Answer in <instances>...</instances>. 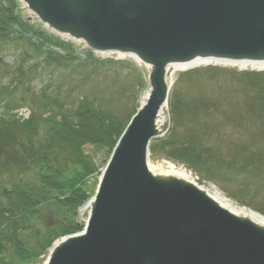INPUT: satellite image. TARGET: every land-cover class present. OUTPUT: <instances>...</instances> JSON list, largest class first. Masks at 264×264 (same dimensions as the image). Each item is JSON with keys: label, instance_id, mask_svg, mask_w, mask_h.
<instances>
[{"label": "water", "instance_id": "95a60500", "mask_svg": "<svg viewBox=\"0 0 264 264\" xmlns=\"http://www.w3.org/2000/svg\"><path fill=\"white\" fill-rule=\"evenodd\" d=\"M20 1L55 34L147 67V97L86 204L84 231L57 239L42 264H264V224L152 169L149 154L167 133L169 69L198 59L264 65V0Z\"/></svg>", "mask_w": 264, "mask_h": 264}, {"label": "trees", "instance_id": "16d2710c", "mask_svg": "<svg viewBox=\"0 0 264 264\" xmlns=\"http://www.w3.org/2000/svg\"><path fill=\"white\" fill-rule=\"evenodd\" d=\"M18 7V0L0 3V48L9 39L17 37L45 55L47 62L63 64L76 60L73 42L31 25L18 13ZM33 36L38 37L37 41L32 39ZM53 47H61L66 53L57 52ZM84 53L86 61L104 62L103 59L96 60L92 51ZM23 66L22 60L16 67L17 77L24 85L27 70ZM210 78L217 79L216 74ZM238 82L247 94L244 108L249 125L255 124L253 127L264 133V71H246ZM9 94L6 88L0 87V264H33L48 252L55 239L83 230L84 224L78 222L75 215L91 198L88 179L101 167L86 150V145L108 149L111 153L126 123L87 96L76 108L69 109L60 97L46 92L42 97V110H33L30 119L21 122L13 112L22 104ZM204 101L207 110L216 104L214 99L202 98L201 104H205ZM171 109L175 115L186 109L178 93L171 101ZM192 132L189 136L185 134L182 140L178 135L172 137L186 141V146H174L170 142L171 136L151 142V156L159 152L158 146H162L169 158L210 172L207 163L211 165L209 163L216 159L215 152L207 153L211 147L199 150V137L191 135ZM260 143L264 145V138ZM260 156L264 158V152L254 151L245 158L248 163L231 161L222 164L236 174L258 160L260 163H255L253 172L259 170L262 173L264 159L259 160ZM53 210L61 222L52 228H43L40 222L48 211Z\"/></svg>", "mask_w": 264, "mask_h": 264}, {"label": "rangeland", "instance_id": "374dc122", "mask_svg": "<svg viewBox=\"0 0 264 264\" xmlns=\"http://www.w3.org/2000/svg\"><path fill=\"white\" fill-rule=\"evenodd\" d=\"M5 1L7 0H0V3ZM23 4L19 3L18 13L31 25L51 33L52 31ZM37 38L33 36L32 39L37 41ZM61 38L66 42H73L75 47L76 45L80 47L75 53L76 60L63 64L47 62L45 55L36 51L28 41L17 37L1 45L0 87L6 88L13 98L22 104L20 113L26 114L35 109L42 110V97L47 93L60 97L69 109L76 108L87 96L97 101L101 108L110 110L119 115L122 121L127 122L136 104L141 103L143 96L148 92L146 65L134 56L118 52H95L96 60L103 59L104 62L98 60L94 63L93 60L88 59L86 61L84 52L87 46L83 42L65 35ZM53 48L57 52L66 53V50L61 47ZM22 60L23 67L27 70L24 85L17 77L18 67H16L22 63ZM213 67H218V69ZM173 69L174 67L169 70ZM250 70L263 71L264 67L212 61L194 68L178 69L172 79L170 77L174 82V87L170 94L167 117L164 121L167 134L161 139L178 135L182 140L185 134L188 133L189 136V132L193 131L191 135L199 137L198 149L211 147L212 150L207 153L214 151L216 159L209 163L211 165L207 163V167L211 169L210 172H203L190 167L185 162L169 158L164 147L158 146L159 152L151 156V161L160 166L163 161L167 160L178 167H183L192 173L199 183L215 184L222 193L238 205L256 210L264 216V167L262 173L259 170L253 172L255 163L260 162L255 161L251 165H254L253 167L243 169L244 171L236 170V174L231 173L226 165L222 164L231 161L246 163L245 158L252 152H264V145L260 143L264 138V133L259 128L253 127L255 124L249 125L248 113L244 108L247 94L238 82V78H242L243 73ZM213 73L216 74L217 79L215 80L210 78ZM176 93L181 96L182 103L186 104V109L178 115L171 111V101ZM202 98L214 99L216 104L207 110L206 102L204 101L205 104L200 102ZM172 139L170 142L174 146L187 145L186 141L181 142L179 138ZM256 141L258 143L255 145ZM169 146L171 144L167 145ZM86 150L91 152L102 170L110 157L109 150L90 145H86ZM258 159L264 158L260 156ZM100 170L88 179L92 196L98 184ZM75 217L78 222L84 224L87 214L79 210ZM60 222L61 218L53 210L45 214L40 224L43 228H52ZM47 254H42L40 259L33 264H42Z\"/></svg>", "mask_w": 264, "mask_h": 264}, {"label": "bare ground", "instance_id": "6f19581e", "mask_svg": "<svg viewBox=\"0 0 264 264\" xmlns=\"http://www.w3.org/2000/svg\"><path fill=\"white\" fill-rule=\"evenodd\" d=\"M214 61V60H213ZM212 61L209 60H196L190 64H184V65H175L174 69L171 71V79L172 76L175 74V72L178 69H188V68H194L196 66H199L202 63H209ZM226 63V62H224ZM230 64H239L240 66H247L248 64L246 63H230ZM252 64V63H250ZM260 65V64H259ZM264 66V65H261ZM170 79V80H171ZM173 82V80H171ZM173 87H174V82H173ZM147 95H144L142 98V101H144L146 99ZM169 103H167L162 110L160 111V120L161 122L165 123V119L167 117V108H168ZM161 169H167V170H171L174 172L179 173L180 175H184L185 177L192 179L193 181L197 182V184H199L201 187H203L210 195H212L215 200L217 199L219 202H221L223 205H225L226 207L230 208L231 210H233L234 212L240 213V214H248L251 218L255 219L256 221H259V223L264 224V216L260 213H258L256 210L238 205L237 202L235 203L231 198L227 197L224 193H222L218 187L213 184V183H205V184H201L197 181V179L192 175V173H190L189 171H187L185 168L183 167H178L177 165H175L174 163L170 162V161H163L162 164H160ZM150 167L154 170H156L157 168H159L158 165L153 164V162L151 161L150 158ZM88 205H85V207L82 208V213L85 214L88 211Z\"/></svg>", "mask_w": 264, "mask_h": 264}]
</instances>
